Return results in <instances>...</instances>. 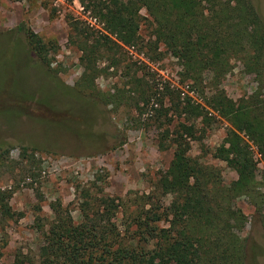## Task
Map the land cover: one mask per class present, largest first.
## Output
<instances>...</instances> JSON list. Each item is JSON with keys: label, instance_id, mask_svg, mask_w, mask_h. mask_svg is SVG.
<instances>
[{"label": "trees", "instance_id": "16d2710c", "mask_svg": "<svg viewBox=\"0 0 264 264\" xmlns=\"http://www.w3.org/2000/svg\"><path fill=\"white\" fill-rule=\"evenodd\" d=\"M80 1L101 28L67 19L69 41L80 51L83 66L76 89L139 115L154 97L160 106L155 111L163 109L159 116L167 120L159 146L171 147L172 158L148 192L119 197L87 190L76 218L60 204L51 206L53 216L43 225L38 252H17L12 264H246L245 239L236 227L247 216L235 205L238 197L249 199L264 233V173L257 177L258 162L264 165V21L252 0ZM144 23L147 35L140 32ZM22 30L31 49L50 64V45L31 29ZM124 46L149 61L162 60L166 53L176 59L180 83L229 122L212 155L225 161L236 179L225 183L219 167L190 155L196 120L208 118L210 111L167 83L161 89L149 84L144 62L125 66L127 88L111 92L95 86L104 69L120 66ZM104 58L111 61L99 67ZM237 60L257 86L234 100L222 79ZM169 109L183 120L169 118ZM8 198L0 191V211L13 218Z\"/></svg>", "mask_w": 264, "mask_h": 264}, {"label": "rangeland", "instance_id": "374dc122", "mask_svg": "<svg viewBox=\"0 0 264 264\" xmlns=\"http://www.w3.org/2000/svg\"><path fill=\"white\" fill-rule=\"evenodd\" d=\"M252 2L264 21V0ZM68 18L101 28L80 0H0V191L9 194L14 213L7 218L0 211V264H12L20 251L35 256L44 238L43 225L53 216L51 206L60 204L76 218L87 190L119 197L148 192L172 158L171 147L159 146L167 120L159 116L163 109L155 111L160 106L154 97L139 115L130 107L106 106L88 90H77L83 66L80 51L69 41ZM22 28L50 45V64L31 49ZM140 32L148 34L146 23ZM124 49L120 66L104 69L95 86L111 92L127 88L130 75L125 66L144 62V80L149 84L167 83L182 91V97L188 95L205 106L204 112L210 111L208 118L196 120L190 155L219 167L225 183L236 179V172L212 155L230 124L180 83L176 59L166 53L162 60L149 61L133 48ZM110 61L104 58L98 66ZM222 86L237 100L252 93L257 83L237 60ZM164 107H170L169 101L164 100ZM167 114L174 121L183 120L171 109ZM257 167L259 179L264 173L262 161ZM235 205L247 216L236 227L245 239V263L264 264L259 215L245 196L238 197Z\"/></svg>", "mask_w": 264, "mask_h": 264}]
</instances>
